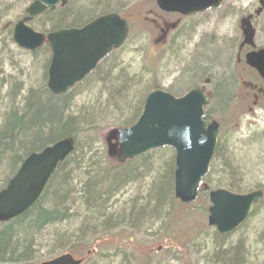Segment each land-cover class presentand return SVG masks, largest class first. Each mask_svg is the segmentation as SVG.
<instances>
[{"label": "rangeland", "instance_id": "obj_1", "mask_svg": "<svg viewBox=\"0 0 264 264\" xmlns=\"http://www.w3.org/2000/svg\"><path fill=\"white\" fill-rule=\"evenodd\" d=\"M34 1L0 0V126L4 116L10 111L22 112L26 108L27 99L34 93L40 94L39 98L43 102L45 113L49 106L48 97L39 90L47 93L50 52L44 49L37 53H28L19 49L12 37L8 36L9 25L13 27ZM91 1L94 0H67V7L71 5L81 8L88 6ZM258 1L225 0L220 10L182 20L177 29L170 31L166 42L157 45L154 42L157 36L155 26L144 22V18L148 16L159 20L155 0H108L110 12L114 8L117 9L128 19L131 27L125 46L114 54L113 59L106 61L102 64V68L100 67L107 68V72L110 73L120 72L112 76V81L119 79V82L110 85L102 79H97L95 75L90 77L83 85L77 86L72 91L68 113L76 114L80 110L97 105L103 107L101 102L103 101L104 104L110 89H118L127 79L135 77L137 81L139 80L138 90L134 96L136 100L140 96L146 97L153 85L174 95L183 94L201 83L196 81L199 80L198 69H202V72L212 73L201 76L202 80L211 79V85L207 87L213 92L212 102L208 108L209 118L217 120L222 129L221 154L216 163L211 165L205 185L215 190L220 188L218 186L227 185L229 178L233 176L235 179L233 184L240 183L247 188V192L258 189L264 191V98L254 105L253 99H244L240 96L242 86L237 82L233 68L225 66L224 49L218 42L220 36L234 31L238 13L243 11L246 14L250 12L253 14L259 6ZM152 10L154 12L151 14ZM44 16L35 19L31 25L38 32L50 28L51 23ZM261 20H264V16ZM115 59L117 63L110 68L111 62ZM124 74H128L129 77ZM230 76L234 77L233 83ZM183 82L188 84L184 85V89H177ZM231 84L232 95L229 93ZM222 86L223 97L220 95L218 106L216 103L218 96L215 95ZM115 104L121 106L116 102ZM250 107L252 112L248 111ZM126 114L128 112L115 113L117 117ZM32 120L30 115L27 120L19 122L18 147L29 149L45 140L33 139L30 129ZM115 125H102L97 130L93 151L98 158L107 156L104 136ZM85 141L80 137L78 143L83 145ZM174 154L169 148L153 152L149 171H141L143 174H140L136 181L128 184L121 195L114 198L116 200H113V204L118 203L116 207L119 208L137 195L142 197L146 194L149 185L166 176L167 169L174 164ZM229 159L233 161L234 169H237L232 175L230 169L221 168L224 161ZM109 161L116 164L115 160ZM224 171L227 174H224ZM8 178V175L4 178L0 177V190ZM206 194L201 193L197 201L187 206V209H184L186 207L184 205H178L180 202L174 199L176 205L170 208L166 206L163 219L144 220L145 226L142 228H125L124 233L130 238L122 242L119 248L124 251L118 253L124 260L117 257L112 250L97 255L91 260V264H124V262L136 264L135 258L138 256L134 254L131 259L130 255L138 246L140 247L137 253L150 255L151 264H264V200L256 206L250 218L234 235L222 239L207 225L206 209L209 203ZM47 206L51 207V204ZM170 213H173L171 220L168 219ZM57 228L59 227H45L40 231L39 238L35 240L39 244L35 248L37 251L34 252L36 255L34 263L50 258L49 251L52 250L49 248L51 246L49 243ZM172 233L175 237L170 243L168 237ZM111 246L114 247L113 244ZM158 247L164 248V251L156 254ZM169 247H173L175 253H172V250L168 252ZM238 248L239 256L236 254ZM107 256H111L112 260L108 259L106 262ZM234 258L235 263L232 262Z\"/></svg>", "mask_w": 264, "mask_h": 264}, {"label": "trees", "instance_id": "obj_2", "mask_svg": "<svg viewBox=\"0 0 264 264\" xmlns=\"http://www.w3.org/2000/svg\"><path fill=\"white\" fill-rule=\"evenodd\" d=\"M107 1L94 0L88 6L81 8L65 6L63 9L45 13L44 17L51 23V29L82 27L100 15L111 13ZM112 12L120 13L115 8L112 9ZM8 30V36L11 37L12 28L9 27ZM44 49L49 51L47 47ZM114 56L106 59L103 63L113 59ZM116 63L115 59L111 62L110 68H113ZM102 64L98 66L91 77L95 75L94 77L102 79L110 85L119 82V79L112 81V76L120 72H107V68L101 69ZM225 64L229 68L227 63ZM198 70L200 73H197V76L200 79L204 71ZM125 76L129 77L128 74ZM138 85L139 80L137 81L136 77L127 79L118 89H110L104 104L103 101L101 102L103 107L97 105L80 110L76 114L68 113L72 100L71 94L55 97L41 91L40 93L46 95L49 100L47 113L43 109V102L39 98L40 94L34 93L27 99L26 108L22 112L12 110L4 116L0 126V177L4 178L8 175L9 178L5 185L15 175L29 153L40 151L68 136L76 141L77 147L75 152L60 165L40 204L24 218L0 226V264H34V252L37 251L35 248L39 244L35 240L39 238L41 230L53 226L59 228L54 232L52 241L49 243L51 245L49 248L52 251H49L51 256L48 260L64 253L81 257L91 252L85 263L91 264L99 245L111 246V243H116L109 237L120 235L119 230L142 228L145 226L143 225L144 220L163 219L166 206L170 208L172 205H176L173 196V171L171 174V168H168L166 176L149 185L146 194L142 197L137 195L136 198L127 201L124 206L117 208L118 203L113 204V200H116L114 198H118L128 184L136 181L138 176L143 174L141 171H149L152 153L137 161H128L119 165L112 164L107 156L98 158L96 152L93 151L94 140L97 137L96 132L100 126L116 124L114 128L110 129L112 130L117 127H129L138 120L145 101V97L140 96L138 100L134 98ZM154 87L155 85L150 88ZM222 91L223 86L218 89L217 95H215V97L218 96L216 97L218 106L219 100H221L220 95H223ZM115 102L121 106L118 107ZM135 103L137 104L134 106ZM117 111L128 112V114L117 117L115 115ZM30 115L33 119L30 122L33 139L45 140L29 149L18 147L19 122L27 120ZM80 137L86 140L83 145L78 143ZM25 138L28 139L26 136ZM220 154L221 143L219 142L212 165L216 163ZM233 164L230 159L225 160L221 168L230 169L232 175L237 172ZM173 165L171 164V167ZM225 173L227 174L226 171H224ZM221 174L223 173L221 172ZM234 180L232 176L227 185L218 187H224L233 193H243L247 190L240 183L233 184ZM49 204L51 207L47 206ZM184 209H187V206ZM168 219H173V213L169 214ZM114 230L118 232H113ZM119 252L117 249L116 256L124 260L118 254ZM131 252L130 258L133 259L135 252ZM236 254L239 256V248ZM135 255L138 256L135 258V262L141 260L143 263H147L149 260V256H146L145 261L141 255ZM108 259H111V256H107L105 261L107 262ZM232 262L235 263L236 259L234 258Z\"/></svg>", "mask_w": 264, "mask_h": 264}, {"label": "water", "instance_id": "obj_3", "mask_svg": "<svg viewBox=\"0 0 264 264\" xmlns=\"http://www.w3.org/2000/svg\"><path fill=\"white\" fill-rule=\"evenodd\" d=\"M67 0H35L25 16L13 26V42L21 49L35 51L46 42L52 52L48 70V89L60 96L80 83L113 50L121 48L129 27L116 13L103 15L82 28L64 29L48 35L36 32L30 23L47 11H54ZM165 12L184 16L203 13L221 6L224 0H156ZM260 4L264 6V0ZM260 9L258 12H260ZM249 65L264 80V51L248 57ZM207 94L194 88L181 98L154 89L146 97L137 122L118 128L105 137L108 155L119 163L137 160L152 151L170 147L175 151L174 196L183 204L196 200L200 185L214 157L220 126L203 121ZM76 150L75 140L59 139L39 152L28 155L15 176L0 191V223L20 219L37 206L61 163ZM262 192L235 195L218 189L209 194L208 224L220 235L234 231L261 201ZM70 254L42 264H81Z\"/></svg>", "mask_w": 264, "mask_h": 264}, {"label": "flooded vegetation", "instance_id": "obj_4", "mask_svg": "<svg viewBox=\"0 0 264 264\" xmlns=\"http://www.w3.org/2000/svg\"><path fill=\"white\" fill-rule=\"evenodd\" d=\"M224 5V4H223ZM223 5L218 8V9H212L210 11H217L220 10ZM155 6H156V0H155ZM158 9V7L156 6ZM259 11V6L256 8V10L253 11V14L250 13H245L243 11H240L237 15L236 19V25L234 27V31L231 33L225 34L220 36L218 39V42L222 44V48L224 49V62L227 63V65L233 68L234 71V76L237 79V82L240 84L241 91L240 96L244 99H253L254 102L253 104L256 105L260 99L264 98V81L262 78L259 76L257 71L252 68L249 63H248V57L257 54L260 51H264V20H261L262 17L264 16V10ZM154 11H150L152 14ZM205 12V13H207ZM205 13L201 14H195L192 16H183L178 13H169V12H164L158 9V18L159 20L153 19L146 17L144 18V22L147 25H153L155 26L157 30V36L156 39L154 40L157 45H161L166 42V38L168 34L170 33L171 30H175L179 27L180 23L182 20L195 17L198 15H203ZM122 19H125L128 21L127 18L122 17ZM263 27V28H262ZM223 60V59H222ZM203 77H201L198 81H201V83L196 84L193 86V88H201L204 90V92L209 96L210 103L213 97V92L211 90H208L207 87L211 85V79L207 78L202 80ZM191 89L186 91L183 94H177L175 97H182L184 96L187 92H189ZM208 110V107L205 109V116L206 112ZM248 111L252 112V108H248ZM213 118H209L208 120L211 121ZM207 121V123L209 122ZM264 194V191H263ZM264 198V196H263ZM239 228H237L235 231L230 233L227 236H220L217 233V236L222 238V239H227L234 235ZM120 235L112 237V240L119 241V242H124L125 240H129V236L126 235L125 229L119 230ZM175 235L172 233L170 235V241H173ZM132 241V239H130ZM172 250V253H175V249L173 247H169L168 252ZM104 251H107V246L106 245H99V253L98 256H100ZM164 251V248L158 247L156 249V254ZM120 251L119 253H121ZM115 253V251H114ZM154 252H152L153 254ZM137 264H150V261L147 263H137Z\"/></svg>", "mask_w": 264, "mask_h": 264}, {"label": "bare ground", "instance_id": "obj_5", "mask_svg": "<svg viewBox=\"0 0 264 264\" xmlns=\"http://www.w3.org/2000/svg\"><path fill=\"white\" fill-rule=\"evenodd\" d=\"M9 27L10 28H12V25H9ZM9 27H8V29H9ZM52 27H51V25H50V28L47 30H44L43 32H39V33H42V34H45V35H48L49 33H52V32H55V31H59V30H64V29H73V28H68V27H62V28H58V29H51ZM77 28H80V27H77ZM42 29H44L43 27H42ZM16 45V44H15ZM17 46V45H16ZM18 47V46H17ZM19 48V47H18ZM19 49H21V48H19ZM21 50H23V49H21ZM42 50H44L43 48H40V49H37V50H35V51H28V50H23V51H26V52H28V53H37V52H39V51H42ZM206 69V68H205ZM198 73H200V71L198 72ZM212 73H207V71H204L203 73H202V75L201 76H205V75H211ZM231 79L233 80L234 79V77H231ZM47 83H48V81L46 82V88H47V93H49L50 94V90L48 89V86H47ZM233 83V82H232ZM186 84H188L187 82H183L182 83V86H180V87H177V89H184V85H186ZM230 92L229 93H231V95H232V84H231V87H230ZM40 92H41V90H39ZM218 91V90H217ZM45 93V92H44ZM45 148V147H44ZM43 148V149H44ZM42 149V150H43ZM170 168H171V174H172V171H173V167H171L170 166ZM170 173H169V175H171ZM6 182V181H5ZM37 206H35L34 208H36ZM33 208V209H34ZM32 210H30L27 214H25L24 216H22L20 219H22V218H24L25 216H27L30 212H31ZM20 219H18V220H20ZM35 251V250H34ZM36 255L34 254V256H33V258L35 257Z\"/></svg>", "mask_w": 264, "mask_h": 264}]
</instances>
